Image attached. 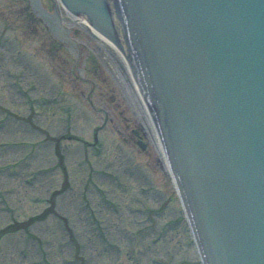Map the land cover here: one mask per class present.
<instances>
[{
  "label": "rangeland",
  "instance_id": "374dc122",
  "mask_svg": "<svg viewBox=\"0 0 264 264\" xmlns=\"http://www.w3.org/2000/svg\"><path fill=\"white\" fill-rule=\"evenodd\" d=\"M0 264H200L123 59L58 0H0Z\"/></svg>",
  "mask_w": 264,
  "mask_h": 264
},
{
  "label": "water",
  "instance_id": "95a60500",
  "mask_svg": "<svg viewBox=\"0 0 264 264\" xmlns=\"http://www.w3.org/2000/svg\"><path fill=\"white\" fill-rule=\"evenodd\" d=\"M63 1L126 51L189 162L205 264H264V0Z\"/></svg>",
  "mask_w": 264,
  "mask_h": 264
},
{
  "label": "bare ground",
  "instance_id": "6f19581e",
  "mask_svg": "<svg viewBox=\"0 0 264 264\" xmlns=\"http://www.w3.org/2000/svg\"><path fill=\"white\" fill-rule=\"evenodd\" d=\"M76 19V18H75ZM81 20V22H83V23H85V21L84 20H82V19H80ZM99 38H101L102 40H104V41H106L105 39H103L98 33H95ZM107 42V41H106Z\"/></svg>",
  "mask_w": 264,
  "mask_h": 264
},
{
  "label": "trees",
  "instance_id": "16d2710c",
  "mask_svg": "<svg viewBox=\"0 0 264 264\" xmlns=\"http://www.w3.org/2000/svg\"><path fill=\"white\" fill-rule=\"evenodd\" d=\"M60 159H61V157H60ZM23 225H25V224H23ZM12 227V226H11ZM7 229H9V228H7Z\"/></svg>",
  "mask_w": 264,
  "mask_h": 264
}]
</instances>
